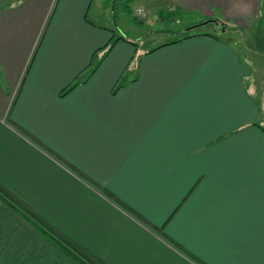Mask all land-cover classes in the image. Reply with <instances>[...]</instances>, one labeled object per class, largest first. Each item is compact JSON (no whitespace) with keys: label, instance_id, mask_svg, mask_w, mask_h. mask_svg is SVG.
Returning a JSON list of instances; mask_svg holds the SVG:
<instances>
[{"label":"crops","instance_id":"1","mask_svg":"<svg viewBox=\"0 0 264 264\" xmlns=\"http://www.w3.org/2000/svg\"><path fill=\"white\" fill-rule=\"evenodd\" d=\"M116 1L0 0V264H78L36 220L100 264H264V61L234 39L264 0H156L226 29L103 56Z\"/></svg>","mask_w":264,"mask_h":264},{"label":"rangeland","instance_id":"2","mask_svg":"<svg viewBox=\"0 0 264 264\" xmlns=\"http://www.w3.org/2000/svg\"><path fill=\"white\" fill-rule=\"evenodd\" d=\"M5 1V0H3ZM106 0H102L103 6ZM115 13H113L114 22L107 23L97 20L96 24L111 28L114 39L123 37L124 39L133 41L138 51H144L154 48L163 42L173 39L177 31L181 29L183 17L179 16L176 21H172V17L165 13L161 7L162 3L156 0H117ZM141 10V15H137V11ZM174 19V18H173ZM201 23L194 24L193 26ZM192 26H189L190 28ZM212 25L206 24L196 29V32H211ZM176 32V34H175ZM228 34V32H226ZM231 34V33H230ZM234 39L239 50H248L253 52L257 61H264V26L260 24L255 26L251 33L235 32ZM261 76L257 81L258 99L264 95V69L260 70ZM264 99V98H263ZM264 124V121H263Z\"/></svg>","mask_w":264,"mask_h":264},{"label":"trees","instance_id":"3","mask_svg":"<svg viewBox=\"0 0 264 264\" xmlns=\"http://www.w3.org/2000/svg\"><path fill=\"white\" fill-rule=\"evenodd\" d=\"M198 27H200V24L199 26L196 25V26H192L190 28H186L184 30L179 31L178 34H176V36L173 37V39H171L168 43L159 46L158 48L176 44L183 40L197 36L196 29ZM118 41H124L134 46L136 45L133 41L124 39L123 37H117L115 39L113 38L111 44L108 46V49L106 53L103 54V56H105L110 51V49L114 46V44ZM99 62L100 61H98L97 63H91L92 65L90 66V68L87 71L83 72L80 76H78L77 79L71 85H69L66 89H64L60 93V96H64L68 94L77 85L84 83L96 71V68L98 67ZM122 85H123V82H118L116 86L114 87L113 92H116ZM0 198H3V200H6L8 202H13V196L8 191H6L1 185H0ZM26 213L28 214L29 217L32 216L31 213H29L28 211ZM36 223H37V227H36L37 230L43 236H45L52 244H54L56 247L61 249V251L67 254L71 259H73L76 263L78 264H100L95 259H93L84 249L79 247L76 243L71 241L69 238H67L62 233L56 232L53 229H49L48 227L44 226L39 220H36Z\"/></svg>","mask_w":264,"mask_h":264},{"label":"water","instance_id":"4","mask_svg":"<svg viewBox=\"0 0 264 264\" xmlns=\"http://www.w3.org/2000/svg\"><path fill=\"white\" fill-rule=\"evenodd\" d=\"M206 24H213V25H215V26H218V27H220V30H221V31H225V29H226V25H224V24H222V23H219V22H217V21H213V20L203 22V23L200 24V26H204V25H206ZM197 26H199V25H197Z\"/></svg>","mask_w":264,"mask_h":264},{"label":"built area","instance_id":"5","mask_svg":"<svg viewBox=\"0 0 264 264\" xmlns=\"http://www.w3.org/2000/svg\"><path fill=\"white\" fill-rule=\"evenodd\" d=\"M137 15H141L142 16L141 10L137 11Z\"/></svg>","mask_w":264,"mask_h":264}]
</instances>
